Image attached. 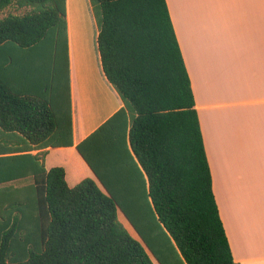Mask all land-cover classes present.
<instances>
[{"label":"trees","instance_id":"trees-1","mask_svg":"<svg viewBox=\"0 0 264 264\" xmlns=\"http://www.w3.org/2000/svg\"><path fill=\"white\" fill-rule=\"evenodd\" d=\"M90 2L103 72L124 107L76 146L100 182L70 187L64 167L47 170L33 154L74 146L71 94L65 113L59 100L62 84L71 92L67 0H0V11L15 9L0 19V55L48 44L53 66L63 54L41 93L15 89L0 68V264H239L167 1ZM68 4L77 36V0ZM90 98L85 117L101 110Z\"/></svg>","mask_w":264,"mask_h":264},{"label":"crops","instance_id":"crops-1","mask_svg":"<svg viewBox=\"0 0 264 264\" xmlns=\"http://www.w3.org/2000/svg\"><path fill=\"white\" fill-rule=\"evenodd\" d=\"M166 1L234 260L264 264V0ZM77 18L76 36L67 0L74 146L33 152L44 153L47 170L64 167L69 186L88 175L99 183L84 160L86 169L77 161L76 146L124 107L103 72L90 0H77ZM92 93L102 99L101 110L85 117Z\"/></svg>","mask_w":264,"mask_h":264},{"label":"rangeland","instance_id":"rangeland-1","mask_svg":"<svg viewBox=\"0 0 264 264\" xmlns=\"http://www.w3.org/2000/svg\"><path fill=\"white\" fill-rule=\"evenodd\" d=\"M76 10V7L73 4H71V13L74 15ZM15 9L10 8L6 9L4 11H0V19L5 17L9 13H14ZM52 50H50L48 44L38 49L37 52H22L19 49L12 48L9 51L5 52V54L0 55V68L2 70V73L6 75V77L13 83V86L15 89L20 90L23 89L25 92H35V93H41L44 88L49 87V82L46 80V82H42V77L44 78H51L56 77L55 74H57L59 71V74H57L59 77L62 73L63 69V54L61 51H58L54 54V58H58V61L54 63L53 66H51V60L52 59ZM59 63V65L57 64ZM41 80V86L38 89H32L29 85L31 82H34L35 80ZM45 93L49 95V97H53L54 92L53 90H45ZM60 95L59 100L60 103H62L64 113L65 108H68L69 105V96L70 93L67 92L65 88H63V84L60 87ZM77 161L80 163L81 167H84V164L82 163V158L77 153ZM84 162V161H83ZM47 166H49L48 160L46 163ZM86 169V168H85ZM86 178H93L92 175H88ZM28 183V182H27ZM79 183V182H78ZM77 183V184H78ZM74 187V186H70ZM118 218L119 221L122 223V225L127 229V231L131 234V236L140 241V237L134 230V228L131 226L129 221L126 219V217L123 215L121 211L118 212Z\"/></svg>","mask_w":264,"mask_h":264},{"label":"water","instance_id":"water-1","mask_svg":"<svg viewBox=\"0 0 264 264\" xmlns=\"http://www.w3.org/2000/svg\"><path fill=\"white\" fill-rule=\"evenodd\" d=\"M100 182V181H99ZM103 186V185H102ZM104 188V187H103ZM105 191H106V189H105ZM107 192V191H106ZM156 260V259H155ZM158 262V261H157ZM159 263V262H158ZM160 264V263H159Z\"/></svg>","mask_w":264,"mask_h":264}]
</instances>
